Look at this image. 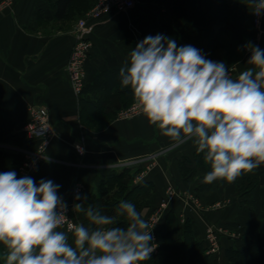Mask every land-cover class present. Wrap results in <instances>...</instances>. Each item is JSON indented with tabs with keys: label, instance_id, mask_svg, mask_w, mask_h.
<instances>
[{
	"label": "crops",
	"instance_id": "obj_1",
	"mask_svg": "<svg viewBox=\"0 0 264 264\" xmlns=\"http://www.w3.org/2000/svg\"><path fill=\"white\" fill-rule=\"evenodd\" d=\"M55 1L10 0L0 9V172L15 171L17 178L30 176L37 184L52 180L61 185L58 194L66 203H81L86 196L85 208L104 192L110 195L109 210L121 201L134 204L146 222L154 224L156 247L145 264H163L156 258L160 225L169 239L179 242L188 233L190 242L202 243L206 255L214 237L222 251L252 245L264 250V174L254 170L251 178L242 175L233 183L206 184L203 177L210 166L196 153L193 141L172 142L142 114L116 118L121 108L115 107L117 98H110L116 88L110 97L102 90L75 97L66 72L73 36L65 28L67 21L55 19ZM135 2L126 13L106 14L93 22L85 87L105 72H119L132 48L146 36L173 32L177 44L192 45L207 59L225 62L233 78L250 67L246 44L264 50V34L257 35L252 27L249 0ZM37 105L47 107L55 135L41 161L21 175L26 154L33 155L39 144L23 132L28 109ZM79 143L85 148L83 155L76 149ZM75 184L81 185V200L72 193ZM166 200L167 209L153 223L150 212ZM74 217L88 223L83 212L75 211ZM119 221L126 226L125 217ZM6 252L0 244V264H6Z\"/></svg>",
	"mask_w": 264,
	"mask_h": 264
},
{
	"label": "clouds",
	"instance_id": "obj_2",
	"mask_svg": "<svg viewBox=\"0 0 264 264\" xmlns=\"http://www.w3.org/2000/svg\"><path fill=\"white\" fill-rule=\"evenodd\" d=\"M264 16V0H249ZM247 65L233 78L225 62L207 59L192 45L157 34L138 42L119 69L139 112L177 144L193 141L210 166L203 182H235L264 165V50L248 43ZM83 154V149L78 147ZM47 159V158H46ZM50 162V161H48ZM61 185L15 171L0 172V244L6 264H144L156 245L150 225L136 206L121 201L116 214L99 205L84 207L88 225L68 223ZM76 200H81L77 194ZM118 217L126 218L120 227ZM69 232L72 243H69Z\"/></svg>",
	"mask_w": 264,
	"mask_h": 264
},
{
	"label": "built area",
	"instance_id": "obj_3",
	"mask_svg": "<svg viewBox=\"0 0 264 264\" xmlns=\"http://www.w3.org/2000/svg\"><path fill=\"white\" fill-rule=\"evenodd\" d=\"M8 1L10 0H7L6 2ZM135 4V0H93L91 7L83 14L82 17L78 19L77 23L74 25L72 30L73 43L68 56L66 70L71 87L77 95H81V91L84 86V67L89 51L92 47V41L89 35L92 30L93 22L102 18L106 14L126 13L133 9ZM252 12L253 9L251 11V23L253 28L258 34L264 33V16L257 17L253 15ZM138 113H140L139 109L133 103L130 107L119 111L118 116H120V118H127ZM28 115V120L23 126V132L27 138L37 139L39 144L37 151L33 155L29 153L26 154V160H24L22 166L20 167L21 175H25L29 169L33 168L39 161H41V159L44 157L45 149L55 135V130L49 121L47 107L42 105L32 106L28 109ZM78 147L83 149L84 154V146L81 143L77 144V151ZM78 153L83 155L80 151H78ZM80 192L81 185L75 184L72 191L73 195L76 197ZM67 206V215L69 220L68 223L61 228V230L64 231L68 230L71 224H79V222L76 221L74 217L75 210L73 209V204L71 202H67ZM150 225L153 224L150 223ZM215 246L216 247L214 248L213 243H211L207 253H215L218 248L217 245Z\"/></svg>",
	"mask_w": 264,
	"mask_h": 264
},
{
	"label": "trees",
	"instance_id": "obj_4",
	"mask_svg": "<svg viewBox=\"0 0 264 264\" xmlns=\"http://www.w3.org/2000/svg\"><path fill=\"white\" fill-rule=\"evenodd\" d=\"M93 0H56L55 1V19L60 20L63 23L72 19L73 16H81L86 12L92 5ZM169 37L173 38V32H169ZM184 44L178 46H182ZM187 45V44H186ZM121 85L119 72H105L94 78L93 83L89 86H83L81 95L84 91L91 90H102L105 92V95L108 97L111 96V93L114 88L115 95L110 98L116 99L117 108L126 107L133 99L132 92L129 88L119 87ZM119 87V89H118ZM121 96L123 99H121ZM121 100V101H119ZM123 100V102H122ZM105 108L104 110H106ZM260 174H264V165H261L256 169ZM120 189V188H119ZM118 189V191H119ZM135 190V189H134ZM102 196L97 202L93 203V206L99 205L104 214L114 216L116 214V208L108 209V206L112 203H108L107 200L110 198L109 194ZM120 227H124L123 222H117ZM86 226L88 223L85 224ZM91 227V226H90ZM183 239V242H179L177 239H169V236H166V232L162 231V226L160 225L157 230L159 253L156 256L158 263L163 264H264V250L256 245L247 247L246 249H226L222 254L218 256L215 260L209 258V255L205 254L206 249L203 247L200 242H190L188 233ZM164 244V246L162 245ZM219 259V260H218ZM216 261V263H214ZM145 264V263H144Z\"/></svg>",
	"mask_w": 264,
	"mask_h": 264
},
{
	"label": "rangeland",
	"instance_id": "obj_5",
	"mask_svg": "<svg viewBox=\"0 0 264 264\" xmlns=\"http://www.w3.org/2000/svg\"><path fill=\"white\" fill-rule=\"evenodd\" d=\"M6 1L7 0H3L1 3H0V9H2L5 5L4 4H6ZM80 1V5H82L81 4V1H83V0H79ZM85 13V12H84ZM83 13V14H84ZM83 14L81 15V16H79V17H77V16H73V18L72 19H69L68 21H67V25L65 26V28L66 29H68V30H70L71 32H72V30H73V28H74V25L77 23V21H78V19L80 18V17H82L83 16ZM253 27V26H252ZM256 31V30H255ZM256 34L257 35H263L264 33H261V34H258L257 33V31H256ZM248 51V50H247ZM217 53L218 54H220V55H222L223 54V52H222V50H218L217 49ZM235 57H236V54H233L232 56H229V60L231 59V61H233L234 59H235ZM233 58V59H232ZM66 72H67V70H66ZM67 75H68V73H67ZM84 77H85V68H84ZM84 77H83V80H84ZM68 79H69V77H68ZM70 82V81H69ZM70 87H71V84H70ZM71 90H72V92H73V94H74V96L75 97H79V95H77L74 91H73V89H72V87H71ZM134 103V101H133V99H132V101L126 106V107H124V108H121V109H118L117 110V113H116V118L117 119H119V120H127V119H132V118H135L136 116H138L139 114H141V113H138V114H136V115H133V116H130V117H127V118H120V116H118V112L119 111H121V110H124V109H126V108H128V107H130L132 104ZM254 176H256V174H254V173H248V174H246V175H244L243 177H245V178H251V177H254ZM168 190L170 191V194H171V192H173V187L171 186V185H169V187H168ZM175 192L176 191H174V195H175ZM185 193V196L187 197V198H191L192 200H195L194 202L196 203H198V201L196 200V198L194 199L193 197V195H191L190 193H188V192H184ZM174 195H171V198H174L173 196ZM168 198H170V197H168ZM168 200H166V202L164 201V202H162L160 205H159V208L158 209H156L155 211H153V212H150V218L153 220V223H155L157 220H159L161 217H162V215H163V212L167 209V204L169 203V202H167ZM199 204V203H198ZM215 207H218V205L217 204H215L214 205ZM154 225V224H153ZM212 241V243H213V246H214V248L216 247L215 245H217V250H216V252L215 253H211V254H208L211 258H213L214 260L216 259V258H218V256L220 255V254H222L223 253V251L220 249V246H219V241H218V238H212L211 239ZM217 253V254H216ZM216 254V255H215ZM219 260V259H218ZM214 263H216V261L214 262ZM221 264V263H220Z\"/></svg>",
	"mask_w": 264,
	"mask_h": 264
}]
</instances>
